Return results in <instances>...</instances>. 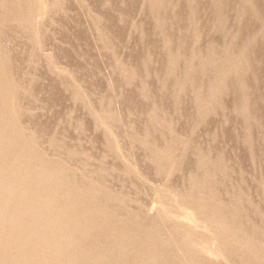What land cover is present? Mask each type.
I'll list each match as a JSON object with an SVG mask.
<instances>
[{"label":"rangeland","instance_id":"374dc122","mask_svg":"<svg viewBox=\"0 0 264 264\" xmlns=\"http://www.w3.org/2000/svg\"><path fill=\"white\" fill-rule=\"evenodd\" d=\"M63 1L0 0V264H234V260L238 264H264V235L259 236L255 232H249L245 225V222H248L246 213L249 210H257V202L253 200L246 202V196L243 193L236 196L231 203L224 198L228 188H235L234 186L237 184L245 185V180L236 181V184L233 180L234 177H239L240 175L242 177V174L240 173L238 176L231 169L229 164L231 161L228 160L227 163V157L225 158L224 154L214 153L211 149L204 151L194 144V140H202L204 138L209 142L211 141V144L221 142L219 136L207 134L203 129L211 118L218 117L220 112H226L223 104L229 97V83L233 82L240 88V92L244 97H242V105L239 108H233L232 112H229L231 116L233 115L244 122L242 134L237 137L240 140H237L239 144L241 142L244 146H253L255 134L252 128L257 124V119L250 115L249 98L244 93L246 89L244 84L245 72L251 67L246 62L245 55L248 49L258 42H260L264 51V17L256 12L252 1L241 0L244 7L238 16L233 17L232 20H234L235 25L232 27H229L228 16L221 12L219 19L212 27V32L220 38L221 44L206 56L202 52L194 54L189 58L191 60L186 59L181 54L173 55L170 52L172 42L165 37L157 14L159 7L165 0H138L140 6L139 14L135 17L127 18L124 13L115 12L116 14L114 13L113 15L114 19L117 15L121 20L127 19V26L119 30L118 36L125 39L129 47L141 55L139 65L144 71L142 77L137 76L135 66L130 61L124 64L116 61L115 66L104 70L105 61L112 55V52L104 47L102 41L97 40V36L99 37L101 33L95 29L93 31L91 29L90 33L89 30L86 31L84 25L78 26L76 23L69 21V18H66L69 13L72 16L78 15L79 18L88 17L92 14L91 12L95 9V6L101 3L102 0L68 1L66 6L68 11L66 13L62 12L63 15L66 14L64 16L66 20L59 16L58 18L55 17L56 20H54V15L61 8ZM185 1H187L186 3H191L190 0ZM222 1L211 0L213 7H216V9L220 6L222 7L224 3ZM79 4L80 6L78 7L77 5ZM103 5L109 6L110 3L105 1ZM176 8L177 6L174 7V9ZM145 10L148 11L145 12ZM246 14L252 15L260 25L256 27L253 36L247 40V44L239 46L237 45L238 29L243 26V18ZM143 16H145L147 22H152L155 26L157 33L154 30L150 36L160 45L157 51H152L149 46V39L151 38L146 32V24L142 21ZM52 18L55 24L51 20ZM63 22H65L64 26ZM39 29L42 31V35L38 33ZM192 35L194 42L198 45L200 37L196 29L192 31ZM14 40L16 46L10 44ZM76 42L78 43L76 44ZM81 43L83 45L90 43L89 47L91 49H89L87 55L79 57L73 54L72 49L74 48L72 47L82 45ZM98 44L101 45L100 49H98ZM67 45L70 47L66 48ZM212 45H209V49L212 48ZM19 49L24 50L25 54L21 55ZM58 50H60L59 53L64 51L69 58L64 59L58 56ZM122 52L126 51L123 50ZM119 53L115 51L112 56L114 57ZM198 55H200L199 58ZM162 56H166L165 60H159ZM96 59H99V61ZM199 59L201 60L199 61ZM193 60L197 63H194ZM189 61H191V64ZM19 62L23 63L27 70L34 69V72L39 75L40 80L39 78L38 80L43 82L37 81L38 86L35 87L37 92L34 91V94L39 97L40 101L36 102V107L34 108L26 109L23 106L24 102H26V97L32 99L33 97L30 90L26 89L22 84L24 80L31 79L29 80V86L32 85L35 82V77L32 75L30 78L26 71L23 73L22 78H16L14 66ZM201 62L202 64H200ZM163 65L167 73L164 76H160L157 74L158 68ZM65 66L70 70L78 69L83 79L91 78L90 74L99 69L100 76L94 83V86H97V89L94 87L96 90H103L109 87L119 77L128 88L134 89L135 94H139L143 101L146 102L145 106L139 111L138 115L132 112L128 113L125 123H122L116 111H111L114 105L113 102L108 103V111L97 113L94 105L90 104V102L87 103L89 101L87 92L92 88L89 82H87L88 84L82 82V85L79 84L81 87L77 84L74 89L62 90L59 82L70 76L63 69ZM94 66L97 67L95 68ZM101 71L102 73H100ZM205 73L207 74L206 76ZM207 77L208 79H206ZM197 78L201 79V84L199 83V85H196L198 84L197 80H193ZM151 80H154L155 84L157 83L156 85L160 86L161 90L163 89L162 91L169 89L168 95H170L172 101L171 105L169 102L170 107L166 108L154 103V99L152 100L150 97L152 90L148 86V81ZM58 87L60 89L56 90L55 88ZM51 88L56 93L54 98L50 97L52 103L46 99L44 94ZM40 94H44V97ZM21 95H23L25 101L20 100L19 97ZM68 95H70V101L67 100L65 102ZM183 99H190L191 111L196 114L195 121L193 120L186 132V134L190 135L188 139L187 135H184L185 132L179 129L180 122L185 118L186 110L190 109V104L185 103ZM53 102L60 104L59 109L57 108L60 113L68 112L70 109L75 110V112L72 111L71 113L72 122H74V116L79 115L81 112L85 113L87 111L92 115L96 114V121L94 120L93 123L95 128L91 132L98 139V142H93L95 144L93 151L74 152L73 149L66 150L70 156L81 158L78 163L80 168L59 162L57 157H50L48 152L44 150L45 145H41V140L27 130L23 124L24 115L31 114L35 116L36 114L44 113V108L50 107L49 105H52ZM81 104H84L85 111L79 106ZM247 107H249V111ZM140 117L145 118L146 123L141 125L143 129L141 130L142 133L139 134L136 129V125L139 126V123L133 122H135L134 119ZM87 118L89 119L88 116ZM82 120L77 122L76 126H73V124L70 126L77 132L84 131L89 121L83 118ZM114 123L119 124L120 127L124 124L125 131L123 136L113 130ZM198 124L199 127L197 126ZM224 124L227 125L228 122ZM192 130L193 133H189ZM190 137L191 139H189ZM51 142L53 143V141ZM127 145L144 154L141 159L142 164L152 167V181L147 182V180L143 179L141 175L143 167L141 168L133 157H129L126 154L125 148ZM99 147L105 151L100 152ZM93 152H98L101 156L96 158ZM203 153L207 155L205 156ZM111 155H113L112 158ZM189 158L192 161L194 160V169H197V171L200 169V171L184 174L182 168L190 160ZM182 159L186 160L183 162ZM108 161H112L114 164L119 162L123 166L121 168L111 164L110 168L113 174L116 172L131 180L139 179L140 183L131 184L132 189L127 193L119 192L115 189L114 192L111 183H100L97 181L98 174L89 173L87 175L84 173V170L88 169L92 163L97 164L99 162L100 167L98 170L107 174L109 171H106L104 165L108 166ZM218 168L219 170H217ZM165 171H167L169 176ZM179 176L183 179L181 180V187H185L184 190L169 187L173 179ZM51 181L53 182L51 183ZM218 183H222L220 190L224 192L220 190H218L219 193L217 192V189H219ZM260 188L264 190L262 186ZM191 200L195 201V203ZM258 202L264 204V194L259 198ZM262 219V228L264 229V216ZM262 228H260L261 232H264ZM14 231L15 233H13ZM240 254L242 255L240 256Z\"/></svg>","mask_w":264,"mask_h":264},{"label":"bare ground","instance_id":"6f19581e","mask_svg":"<svg viewBox=\"0 0 264 264\" xmlns=\"http://www.w3.org/2000/svg\"><path fill=\"white\" fill-rule=\"evenodd\" d=\"M19 1V0H18ZM47 1V0H46ZM63 1V0H62ZM65 1V2H64ZM62 2V6L60 9H58L54 15V18L58 16L61 18H63L64 20H66V18H69V21H72L74 23H76L78 26L84 25L86 28V31H93L98 30L101 34L98 37L97 36V40L99 39L100 41L103 42L104 47L108 48L111 52L112 55L115 51H117V53L114 57L112 55H110V57L105 61V69L106 68L110 69L111 66H115V62L116 61H120L123 64L124 63H128L129 61L135 66L134 68L136 69V73L138 77H142L144 74V71L140 68V59H141V55L139 53H136L134 50H132V48L129 47L128 42L125 39L119 38V30L122 28H125L127 26V22L125 19L121 20L119 19L118 15L115 16V19L113 18V15L115 12H122L125 14V16L127 18L130 17H135L139 14V3L138 0H102L101 3H99L98 5L95 6V9L92 10V14H90L89 12V16L85 17V18H79L78 15L72 16V14L69 15L67 14V17L65 18L62 12L68 11V7L67 6V2L71 1V0H64ZM75 1V0H74ZM73 1V4H74ZM89 1V0H86ZM108 1L110 3L109 6H104V2ZM191 3H186L187 1L185 0H165L164 3H162V5L159 7L157 14L158 17L160 19V23L162 25V29L164 30V35L167 39H169L172 42V46L170 49L171 54L175 55V54H181L183 57H185L188 60H191L189 58H191L194 54H197L199 52H202L204 54V56L208 55L213 49H216L218 47L219 44H221V40L218 36H216L213 32H212V27L215 25V22H217V20L219 19V15L221 14V12H224V14L226 16H228L229 18V27L234 26V20L233 17L238 16L239 13L243 10V4L241 3V0H223L222 2L223 5L222 7L220 6L218 9H216V7L214 8L212 5L211 0H190ZM252 4L254 5V8L256 10V12L264 17V0H251ZM31 2V1H30ZM72 2V1H71ZM78 4V2H76ZM137 3V5H136ZM144 3V2H143ZM86 4V2H85ZM161 4V3H160ZM30 5V4H29ZM78 7L80 6L77 5ZM88 6V5H87ZM177 6L176 9H174V7ZM90 7V6H89ZM17 8V6H16ZM41 9V8H40ZM86 10V9H85ZM148 10H145V12H147ZM152 11V10H151ZM50 12V11H49ZM83 13V12H82ZM53 14V13H52ZM116 14V13H115ZM31 16V15H30ZM53 20V18L51 19ZM56 20V18L54 19ZM53 20V21H54ZM59 21V20H58ZM132 21V20H131ZM142 21L145 22L146 24V32L148 33V36L151 38L150 35L153 34L154 30H155V26L152 22H147L145 16L142 17ZM71 22V23H72ZM94 25H92L93 23ZM243 26L241 28H237L239 30V34L238 35V40H237V45L239 46H243L246 45L247 40H249L253 34L254 31H256V27L258 25H260V23H258L256 21V19L250 15V14H246L243 18ZM50 23V22H49ZM140 23V22H139ZM47 24V23H46ZM55 24V21H54ZM58 24V23H56ZM65 22H63V26H64ZM91 24V25H90ZM137 24V23H136ZM52 25V24H51ZM132 25V24H131ZM90 26V27H89ZM144 26V25H143ZM51 27V26H50ZM58 27V26H57ZM62 27V26H61ZM60 27V28H61ZM75 27V26H74ZM83 27V26H82ZM157 27V26H156ZM49 28V27H47ZM53 28V27H52ZM56 28V27H55ZM135 28V27H134ZM46 29V28H45ZM196 29L198 32V35L200 37V43L198 45H196V43L194 42V38L192 35V31ZM262 29V28H261ZM44 30V29H43ZM62 30V29H61ZM53 31V30H52ZM64 31V30H62ZM72 31V30H71ZM90 31V33H91ZM263 31V30H262ZM68 32V31H67ZM155 32L157 33V31L155 30ZM36 33V32H35ZM38 33L42 35V31H40V29L38 30ZM19 34V33H18ZM75 34V33H74ZM8 35V34H7ZM57 35V34H56ZM129 35V34H128ZM53 36V35H51ZM96 36V34H95ZM94 36V37H95ZM93 37V38H94ZM153 37V36H152ZM164 37V36H163ZM233 37V36H232ZM92 38V39H93ZM138 38V37H137ZM197 38V37H196ZM236 38V37H235ZM256 38V36H255ZM141 39V38H140ZM259 39V38H258ZM96 40V39H95ZM53 41V40H52ZM141 41V40H140ZM197 41V40H195ZM92 42V41H91ZM164 42V41H163ZM53 43V42H52ZM58 43V42H57ZM78 42H76L77 44ZM99 43V42H98ZM168 43V42H167ZM228 43V42H227ZM10 44L12 46H16L15 45V40L11 41ZM58 44H62V43H58ZM82 44V43H81ZM92 44H96V43H92ZM212 45V48L209 49V45ZM6 45V44H5ZM56 45V43H55ZM75 45V44H74ZM99 45V44H98ZM231 45V44H230ZM90 43H86V44H82L79 46H75L72 47L74 49H72L73 54H76L77 56H83V55H87L89 49H91L90 47ZM99 45V48L100 49ZM149 46L151 47L152 51H157V49L159 48V43L155 40V39H149ZM62 47V46H60ZM68 47V45L66 46V48ZM70 47V46H69ZM68 47V48H69ZM97 48V46H95ZM216 47V48H215ZM248 48V47H247ZM135 49V48H134ZM123 50H125L126 52H122ZM227 50V49H226ZM237 50V49H236ZM53 51V50H52ZM60 50H58L59 53ZM94 51V50H93ZM92 51V52H93ZM169 51V50H168ZM233 51V50H232ZM19 52L21 55L25 54V51L22 49H19ZM55 52V51H54ZM100 52V51H99ZM98 52V53H99ZM106 52V51H105ZM149 52V51H147ZM263 49H262V45L260 44V42L254 44V46L250 47V49H248L246 55H245V60L246 62H248L251 67L250 69L245 72L246 75L244 76V84H245V91L244 93L248 96V100L250 102V115L252 117H254L255 119H257V124L252 128L254 134H255V141L253 142V146L248 147V146H244L243 144L238 143L240 135L242 134V128L244 126V122L240 119L235 118L233 115L231 116L229 114V112L233 109V108H239L242 105V93L240 92V88L234 84L233 82L229 83V97L228 99L225 100L223 107L226 108V112H220L218 117H213L211 118L205 125L203 131H205L207 134H214L216 136H219L221 142H218L216 144H211L208 140H206L205 138L202 140H194V144L197 145L198 147H200L202 150H208L211 149L214 151V153H221L225 155V158L227 157V163L228 160L231 161L230 166L231 169L239 176L240 173L242 174L239 177H234L233 180L235 181V184L237 183L236 181H241V180H245V185H241V184H237L234 187L235 188H228V190H226V196L224 195V198L227 202L231 203L234 201L235 197L238 196L239 194H245L246 199L245 201L248 202L250 200H253L254 202H257V207L255 211L249 210L246 213L248 222H245L246 225V229L249 232L252 233H256L259 236H263L264 232H261V229L263 227V216H264V204L263 203H259V198L264 194V190H262L260 188V186H262V188H264V53H263ZM103 53V52H102ZM108 53V52H106ZM226 53V52H225ZM54 54V53H53ZM66 53H59L57 54L58 56H60L61 58H69L68 56L65 55ZM111 54V53H110ZM169 54V53H168ZM90 55V54H89ZM243 55V53H242ZM8 56V55H7ZM66 56V57H65ZM76 56V58H77ZM167 56V55H166ZM166 56H162L160 59H164L166 58ZM200 55H198L199 58ZM234 56V55H233ZM158 57V56H156ZM26 58V57H25ZM93 58V57H92ZM104 58V57H103ZM196 58V57H195ZM203 58V57H202ZM2 59V58H1ZM63 59V60H64ZM91 59V58H90ZM148 59V58H147ZM244 59V58H243ZM80 60V59H79ZM99 61V59H96ZM103 60V59H102ZM176 60V59H175ZM180 60V59H179ZM201 59H199L200 61ZM235 60V59H234ZM84 61V60H83ZM152 61V60H151ZM177 61V60H176ZM198 61V60H197ZM82 62V61H81ZM90 62V61H89ZM88 62V63H89ZM97 62V61H95ZM162 62V61H161ZM191 61H189L190 63ZM194 62V60H193ZM196 62V61H195ZM194 62V63H195ZM218 62V61H217ZM30 63V62H29ZM83 63V62H82ZM103 63V62H102ZM179 63V62H178ZM197 63V62H196ZM205 63V60H204ZM246 63V64H248ZM94 64V62H93ZM96 64V63H95ZM188 64V63H187ZM191 64V63H190ZM202 64V62L200 63ZM236 64V63H235ZM82 65V64H81ZM100 65V63H99ZM143 65V64H142ZM167 65V64H166ZM197 65V64H196ZM233 65V64H232ZM240 65V64H239ZM90 66V65H89ZM245 66V65H244ZM82 67V66H81ZM95 67V66H94ZM97 67V66H96ZM95 67V68H96ZM100 68V66H98ZM145 67V66H144ZM143 67V68H144ZM189 67V66H187ZM193 67V66H191ZM196 67V66H195ZM234 67V65H233ZM232 67V69H233ZM237 67V66H236ZM240 67V66H239ZM63 68V67H62ZM72 68V67H71ZM85 68V65H84ZM88 68V67H87ZM153 68V67H152ZM168 68V67H167ZM194 68V67H193ZM225 68V67H224ZM38 69V68H37ZM67 71V73H69V77L61 80L60 86L62 87V90H66V89H74L75 85H82V82L85 84V82H89V84H91L92 88L90 89L89 92H87V94L89 95L88 98V102H90V104L94 105V109L97 111V113H101V112H105L108 111V103L109 102H113L114 105L111 108V111H116L118 117L122 120V123H125L127 121V116L128 113L132 112L133 114L138 115L139 111L145 106V101H143V99L139 96L138 93H134V89L133 88H128L125 83L123 82V80L121 78H116V80H114V83L112 84L110 81V83L112 85H109V87H106L103 90H96L97 86H94L95 80L98 78L99 75V69H96L97 71H93V74L91 75V78L87 77V79H83L80 71L78 69H68L63 68ZM89 69V68H88ZM103 69V68H102ZM114 69V68H113ZM173 69V68H171ZM226 69V68H225ZM224 69V70H225ZM36 70V69H35ZM41 70V69H40ZM94 70V69H93ZM145 70V69H144ZM158 73L160 76H164L165 73V69H164V65L160 68H158ZM180 70V68H179ZM188 70V69H187ZM197 70V69H196ZM204 70V69H203ZM229 70V69H228ZM226 70V71H228ZM247 70V69H245ZM27 71V72H26ZM84 71V70H82ZM91 71V70H90ZM216 71V70H215ZM14 72H15V77L20 79L23 76V73H27V75L31 78V76L33 75L35 77V82L29 86V80L31 79H27L24 80V83L22 85H24V87L26 89H29L31 92V95L33 97H26V102H24V107L27 109L29 108H34L36 107V102L40 101L39 97L34 94V91L37 92L36 88L38 86V82L40 80L39 75L37 73L34 72V69L32 70H27L26 67H24L23 63L19 62L17 63V65L14 66ZM126 72V71H124ZM169 72V71H168ZM186 72V71H185ZM200 72V70H199ZM208 72V71H207ZM83 73V72H82ZM102 73V71L100 72ZM130 73V72H129ZM147 73V72H146ZM188 73V72H187ZM212 73V72H211ZM44 74V73H43ZM47 74V73H46ZM125 74V73H124ZM190 74H194V73H190ZM209 74V72H208ZM233 74V73H232ZM89 75V76H90ZM122 75V74H121ZM120 75V77H121ZM177 75V74H176ZM180 75V74H179ZM187 75V74H186ZM207 74L205 73V76ZM243 75V74H242ZM11 76V75H10ZM14 76V75H13ZM129 76V75H128ZM188 76V75H187ZM200 76V75H198ZM230 76V75H229ZM241 76V75H240ZM27 77V76H26ZM104 77V76H103ZM102 77V79H103ZM123 77V76H122ZM179 77V76H178ZM215 77V76H214ZM221 77V76H220ZM39 78V80H38ZM110 78V77H109ZM108 78V79H109ZM160 78V77H159ZM167 78V77H166ZM189 78V77H188ZM212 78V76H211ZM219 78V77H218ZM148 79V78H147ZM208 79V77L206 78ZM225 79V78H224ZM45 80V79H44ZM181 80V79H180ZM187 80V79H186ZM193 80H197L196 85H199V83L201 84V79L197 78V79H193ZM216 80V79H215ZM46 81V80H45ZM59 81V80H56ZM105 81V80H104ZM177 81V80H176ZM212 81V80H211ZM222 81V80H221ZM234 81V80H233ZM238 81V80H237ZM40 82V81H39ZM161 82V81H160ZM193 82V81H192ZM205 82V80H204ZM203 82V83H204ZM43 83V82H40ZM54 83V82H53ZM58 83V84H59ZM159 83V82H158ZM167 83V82H166ZM175 83V82H174ZM194 83V82H193ZM47 84V83H46ZM57 84V85H58ZM88 84V83H87ZM106 84V83H105ZM157 84V83H156ZM154 80L148 81V86L150 87V89L152 90L151 92V98L152 100L154 99V103H157L159 106L162 107H170L172 101H171V97L170 95H168L169 89H167L166 91H162L160 89V86L156 85ZM178 84V83H177ZM207 84V83H206ZM205 84V85H206ZM41 85V84H40ZM174 85V84H173ZM7 86V85H6ZM42 86V85H41ZM80 86V85H79ZM201 86V85H200ZM202 86H204V84H202ZM9 87V86H8ZM81 87V86H80ZM96 89H95V88ZM152 87H154V89H152ZM205 87V86H204ZM208 87V86H207ZM40 88V86H39ZM162 88V86H161ZM180 88V87H179ZM194 88V86H193ZM203 88V87H202ZM206 88V87H205ZM38 89V88H37ZM44 89V88H43ZM60 89V87L55 88ZM83 89V88H82ZM99 89V88H98ZM137 89V88H136ZM144 89V88H143ZM149 89V90H150ZM40 90V89H39ZM87 90V89H85ZM146 90V89H145ZM195 90V88H194ZM16 91V90H15ZM20 91V90H19ZM45 91V89H44ZM47 91V90H46ZM60 91V90H59ZM160 91H162V93H160ZM199 91V89H198ZM208 91V90H207ZM227 91V90H226ZM24 92V91H23ZM41 92V91H40ZM39 92V93H40ZM57 92V91H56ZM70 92V91H69ZM76 92V91H74ZM86 92V91H85ZM138 92V91H137ZM144 92V91H143ZM187 92V91H186ZM195 92V91H193ZM64 93V92H63ZM132 93V94H131ZM177 93V92H176ZM22 94V93H21ZM42 94V93H41ZM40 94V95H41ZM46 96V99L51 102L50 97L54 98V94L55 90L51 88V90H49L47 93H44ZM44 94L41 95L44 97ZM65 94V93H64ZM63 94V95H64ZM74 94V93H73ZM173 94V93H172ZM171 94V95H172ZM191 94V93H190ZM194 94V93H193ZM244 94V95H245ZM39 95V96H40ZM148 95V94H147ZM73 96V95H72ZM176 96V95H175ZM197 97V96H196ZM10 98V97H9ZM21 101H25V98L23 97V95H21L20 97ZM244 98V97H243ZM36 99V100H35ZM50 99V100H49ZM79 99V98H78ZM16 100V99H15ZM67 102L70 101V95H68L65 99ZM183 101L187 104H190V109L186 110L185 113V118L184 120H182L180 122V126L179 129L184 131V135H187V139L188 136H190L187 132L188 127L190 126V124L193 122V120L195 119V115L193 114V112L191 111L192 105H191V101L190 99H183ZM193 101V100H192ZM245 102V100H243ZM85 102V101H84ZM153 102V101H152ZM151 102V103H152ZM170 102V105H169ZM199 102V101H198ZM52 103V102H51ZM86 103V105H87ZM247 103V102H246ZM44 105V104H43ZM59 103L57 102H53L52 105H49L50 107H45L44 113L41 114H36L35 116L29 114V115H24L23 116V124L26 127L27 130L31 131L37 138H39L41 141V145L44 146V150L48 152V155L50 157H57L59 162H62L64 164H69L71 166L74 167H79L78 163L81 161V158L78 156H70V154L66 151L68 149H73L74 152H82L85 150H92L94 149V146L96 142H98V139L95 138V136L92 135V130L94 125V120L96 119V114H90L87 111H85L84 109V104L79 105L81 107V109L83 111H85V113L81 112L79 115L74 116V122L71 121V113L72 111L75 112V110H69L68 112H59L58 111V107H59ZM116 105V107H115ZM117 105H119V107H117ZM155 105V104H154ZM249 105V104H248ZM246 105V106H248ZM10 106V105H9ZM88 106V105H87ZM86 106V107H87ZM43 107V106H42ZM74 107V106H73ZM150 107V106H149ZM58 108V109H57ZM242 108V107H241ZM249 107H247L248 109ZM87 109V108H86ZM23 110V109H22ZM65 110V109H64ZM151 110V109H150ZM219 110V108H218ZM217 110V111H218ZM241 110V109H240ZM3 111V110H2ZM25 111V110H23ZM223 111V110H222ZM249 111V109H248ZM149 112V111H148ZM195 112V111H194ZM232 112V111H231ZM247 112V111H246ZM39 113V112H38ZM202 113V112H201ZM240 113V112H239ZM145 114V113H144ZM150 114V113H149ZM243 114V112H242ZM249 114V113H246ZM148 115V114H147ZM198 115V114H197ZM216 115V114H215ZM240 115V114H239ZM73 116V115H72ZM87 116L89 117V119L87 118ZM202 116V115H201ZM17 117V116H16ZM153 117V116H152ZM242 117V115H241ZM247 117V116H246ZM82 118L84 120H88L89 122H87L88 124L86 125V129L84 131H75V129L73 127H71L70 125L73 124V126L77 125V122L83 121ZM118 118V120H119ZM202 118V117H201ZM242 119V118H241ZM252 119V118H251ZM135 122L133 123H139V126L136 125V129L138 130V133H142V129L143 127L141 125L145 124V118H136L134 119ZM153 120V119H152ZM96 121V120H95ZM195 121V120H194ZM250 121V120H249ZM103 122V120H102ZM201 122V121H199ZM227 125H225L224 123H227ZM251 122V121H250ZM246 123V121H245ZM121 124V123H120ZM247 124V123H246ZM98 125V124H96ZM95 125V126H96ZM114 126L112 127L113 130H115L116 133H118L119 135H124V124L123 126H119V124L114 123ZM196 125V124H195ZM99 126V125H98ZM132 126V125H131ZM199 127V124L197 125ZM204 126V124H203ZM197 127V128H198ZM202 127V126H201ZM252 127V126H251ZM103 128V127H102ZM134 128V127H133ZM249 128V127H248ZM8 129V128H7ZM59 129V130H58ZM99 129V128H98ZM57 130V132H56ZM244 131V129H243ZM248 131V130H247ZM88 133V134H86ZM133 133V130H132ZM189 133H193L189 132ZM244 133V132H243ZM248 133V132H246ZM105 134V132H104ZM195 134V132H194ZM181 135V134H180ZM248 135V134H247ZM133 136V135H132ZM156 136V135H155ZM213 136V135H212ZM215 136V137H216ZM246 136V135H245ZM4 137V136H3ZM131 137V136H130ZM197 137V136H196ZM213 137V138H215ZM243 137V136H242ZM251 137V136H250ZM36 138V139H37ZM140 138V137H139ZM210 138V137H209ZM246 138V137H245ZM105 139V138H104ZM118 139V138H117ZM129 139V138H128ZM191 139V137L189 138ZM194 139V138H193ZM244 139V138H243ZM242 139V140H243ZM107 140V139H106ZM126 140V139H125ZM144 140V139H143ZM181 140V137H180ZM240 140V139H239ZM254 140V139H253ZM252 140V141H253ZM53 141V143L51 142ZM190 141V140H189ZM30 142V141H29ZM94 142V143H93ZM139 142V140H138ZM149 142V141H148ZM182 142V141H181ZM185 142V141H184ZM192 142V141H191ZM245 142V141H244ZM130 143V142H129ZM141 143V142H140ZM177 143V142H176ZM188 143V142H187ZM190 143V142H189ZM183 144V143H182ZM185 144V143H184ZM193 144V143H192ZM142 145V144H141ZM247 145V144H246ZM40 146V145H38ZM133 146V145H132ZM175 146V145H174ZM193 146V145H192ZM9 147V146H8ZM27 147V145H26ZM197 147V149H199ZM100 148V147H99ZM105 148V147H104ZM110 148V147H109ZM178 148V147H177ZM192 148V147H191ZM126 154L129 157H133L134 160L136 161V163L142 168L143 170H141V175L143 177V179L148 181H152V174H153V169H151L152 167L149 165H145L142 164V156L144 155L143 153H139L137 152L134 148H132L131 146L127 145L126 146ZM143 149V148H142ZM187 149V148H186ZM35 150V149H34ZM96 151V150H95ZM105 150L103 148H100V152H104ZM111 151V150H110ZM195 151V150H194ZM163 152V151H162ZM161 152V153H162ZM207 152V151H206ZM35 153V152H34ZM39 153V151H38ZM150 153V152H149ZM152 153V152H151ZM160 153V152H159ZM200 153V152H199ZM205 153V152H204ZM203 153V154H204ZM29 154V153H28ZM100 154V153H99ZM98 152L94 153L93 155L96 158H99L101 156V154L99 155ZM103 154V153H102ZM113 154V153H112ZM122 154V152H121ZM147 154V153H146ZM157 154V153H156ZM183 154V153H182ZM187 154V152H186ZM115 155V154H114ZM159 155V154H157ZM163 155V154H162ZM191 155V154H190ZM199 155V154H198ZM205 155V154H204ZM207 155V154H206ZM205 155V156H206ZM28 156V155H27ZM109 156V155H108ZM113 155H111L112 158ZM116 156V155H115ZM181 156V155H180ZM184 156V155H183ZM201 156V155H200ZM213 156V155H212ZM121 157V156H120ZM126 157V156H125ZM189 157V156H187ZM191 157V156H190ZM203 157V156H202ZM215 157V156H214ZM31 158V157H30ZM34 158V157H33ZM144 158V157H143ZM162 158V157H161ZM207 158V157H206ZM205 158V160H206ZM220 158V157H219ZM223 158V157H222ZM50 159V158H49ZM154 159V158H153ZM180 159V158H179ZM190 159V158H189ZM212 159V158H210ZM98 160V159H97ZM119 160V159H118ZM162 160V159H160ZM173 160V159H172ZM178 160V159H177ZM183 160V159H182ZM186 160V159H185ZM183 160V162L185 161ZM28 161V160H27ZM120 161V160H119ZM194 161V160H193ZM193 161L190 159L189 161H187L184 166H183V172L184 174H187L188 172H194L197 171V169L195 170V166L193 165ZM214 161V160H213ZM229 161V162H230ZM106 162V161H105ZM145 162V161H144ZM170 162V161H169ZM175 162V161H174ZM34 163V162H33ZM37 163V161H36ZM35 163V164H36ZM99 163V162H98ZM94 164L92 163L90 165V167L86 170H84V173L89 175V173L93 174H98L97 176V181L100 183H106L109 182L112 184V188L113 191L114 189L116 191L119 192H123V193H127L129 192L131 188V184H139L140 180L139 179H128L126 177H124L122 174L120 173H116L113 174L111 171V164L112 166H117V167H121L123 168L121 163H116L114 164L112 161H108L107 163L109 164L104 165L106 171L108 170L109 172L106 173H102L98 170V168L100 167V164ZM102 163V162H101ZM104 163V162H103ZM209 163V162H208ZM224 163V162H223ZM226 163V165H227ZM27 164V163H26ZM39 164V161H38ZM47 164V163H46ZM62 164V165H64ZM90 164V163H89ZM106 164V163H105ZM157 164V162H156ZM213 164V163H212ZM60 165V164H59ZM68 165V166H69ZM203 165V163H202ZM205 165V164H204ZM223 165V166H226ZM6 166V165H5ZM24 166V165H23ZM28 166V165H27ZM210 166V165H208ZM57 167V166H56ZM167 167V166H166ZM176 167V166H175ZM198 167V165H197ZM205 167H207L205 165ZM217 167V166H216ZM228 167V166H227ZM103 168V167H102ZM173 168V167H171ZM204 168V167H202ZM213 168V167H212ZM30 169V168H29ZM56 169V168H55ZM67 169V168H66ZM83 169V168H82ZM81 169V171H83ZM85 169V168H84ZM156 169V168H155ZM159 169V168H158ZM163 170V168H161ZM165 169V168H164ZM178 169V168H177ZM211 169V168H210ZM214 169V168H213ZM18 170V169H17ZM63 170V169H62ZM115 170V169H112ZM209 170V169H208ZM219 170V168L217 169ZM215 170V171H217ZM229 170V169H227ZM53 171V170H52ZM170 171V170H169ZM200 171V169L198 170ZM197 171V172H198ZM207 171V170H205ZM204 171V172H205ZM29 172V171H28ZM80 172V171H79ZM105 172V171H103ZM155 172V171H154ZM167 173V171H165ZM225 173V171H224ZM61 174V173H60ZM63 174V173H62ZM90 174V175H91ZM93 174V175H95ZM162 174V173H161ZM172 174V173H171ZM216 174V173H215ZM10 175V174H9ZM155 175V174H154ZM167 175L169 176V174L167 173ZM166 175V176H167ZM177 175V174H175ZM209 175V173H208ZM207 175V176H208ZM221 175V174H220ZM223 175V174H222ZM174 176V175H173ZM182 176V175H181ZM181 176L173 179V181L171 182V184L169 185V187L171 188H181L182 190L185 189V187H181ZM191 176V175H190ZM189 176V177H190ZM196 176V175H195ZM201 176V175H200ZM211 176V175H209ZM212 176H214L212 174ZM18 177V176H17ZM58 177V176H57ZM218 177V176H217ZM27 178V177H26ZM55 178V177H54ZM75 178V177H74ZM80 178V177H79ZM157 178V177H156ZM202 178V177H201ZM207 178V177H206ZM211 178V177H208ZM214 178V177H213ZM69 179V177H68ZM66 179V180H68ZM90 179V178H89ZM88 179V180H89ZM168 179V178H167ZM212 179V178H211ZM8 180V179H7ZM70 180V179H69ZM77 180V179H76ZM200 180V179H199ZM207 180V179H206ZM213 180V179H212ZM13 181V180H12ZM57 181V180H55ZM161 181V180H160ZM164 181V180H163ZM162 181V182H163ZM204 181V180H203ZM218 181V180H216ZM53 181H51L52 183ZM64 182V181H62ZM81 182V181H80ZM93 182V181H92ZM145 182V181H144ZM211 182V181H210ZM209 182V183H210ZM223 182V181H222ZM44 183V182H43ZM47 183V182H46ZM86 183V182H85ZM183 183V182H182ZM188 183V182H187ZM197 183V182H196ZM207 183V182H206ZM55 184V182H54ZM91 184V183H90ZM203 184H205L203 182ZM212 184V182H211ZM214 184V183H213ZM20 185V184H19ZM34 185V184H33ZM59 185V184H58ZM167 185V184H166ZM221 185L222 183H218V190L221 189ZM10 186V185H9ZM89 186V185H88ZM91 186V185H90ZM97 186V185H96ZM99 186V185H98ZM188 186V185H187ZM198 186V185H197ZM196 186V187H197ZM213 186V185H211ZM77 187V186H76ZM106 187V185H105ZM151 187V186H150ZM201 187V186H200ZM209 187V186H208ZM64 188V187H63ZM71 188V187H69ZM68 188V189H69ZM93 188V186H92ZM97 188V187H96ZM102 188V187H101ZM195 188V187H194ZM216 188V187H214ZM67 189V190H68ZM81 189V188H80ZM70 190V189H69ZM135 190V189H134ZM139 190V189H138ZM175 190V189H174ZM173 190V191H174ZM178 190V189H176ZM199 190V189H198ZM202 190V189H201ZM214 190V189H212ZM72 191V190H70ZM77 191V190H75ZM89 191V190H88ZM222 191V190H220ZM5 192V191H4ZM19 192V191H18ZM60 192V191H59ZM95 192V190H94ZM115 192V191H114ZM224 192V191H222ZM80 193V192H79ZM87 193V192H86ZM117 193V192H116ZM135 193V192H134ZM176 193V192H175ZM188 193V192H186ZM219 193V192H218ZM7 194V193H6ZM67 194V193H66ZM119 194V193H118ZM117 194V195H118ZM132 194V193H131ZM16 195V194H15ZM83 195V194H82ZM89 195V194H88ZM99 195V194H98ZM115 195V194H114ZM144 195V194H143ZM116 196V195H115ZM139 196V195H138ZM197 196V195H196ZM33 197V196H32ZM68 197V196H67ZM79 197V196H78ZM83 197V196H82ZM86 197V196H85ZM91 197V196H90ZM75 198V197H74ZM92 198V197H91ZM95 198V197H94ZM106 198V196H105ZM108 198V197H107ZM115 198V197H114ZM196 198V197H195ZM194 198V199H195ZM245 198V197H244ZM97 199V198H96ZM167 199V198H166ZM186 199V198H185ZM57 200V199H56ZM76 200V199H75ZM108 200V199H107ZM133 200V199H131ZM184 200V199H183ZM82 201V200H81ZM79 201V202H81ZM92 201V200H91ZM111 201V199H110ZM138 201V200H137ZM141 201V200H140ZM169 201V200H167ZM186 201V200H185ZM188 201V200H187ZM192 201V200H191ZM14 202V201H13ZM17 202V201H16ZM21 202V201H20ZM60 202V200H59ZM75 202V201H74ZM182 202V201H181ZM193 202V201H192ZM25 203V202H24ZM61 203V202H60ZM84 203V202H83ZM183 203V202H182ZM195 203V201L193 202ZM59 204V203H58ZM8 205V204H7ZM14 205V204H13ZM62 205V204H61ZM67 205V204H65ZM179 205V204H177ZM97 206V205H96ZM100 206V205H99ZM137 206V205H136ZM135 206V207H136ZM3 207V206H2ZM7 207V206H6ZM68 207V206H67ZM66 207V208H67ZM103 207V206H102ZM169 207V206H168ZM171 207V206H170ZM59 208V207H58ZM85 208V207H84ZM98 208V207H97ZM174 208V207H173ZM29 209V208H28ZM131 209V208H130ZM133 209V208H132ZM14 210V208H13ZM15 211V210H14ZM13 211V212H14ZM23 211V210H22ZM34 211V210H33ZM55 211V210H54ZM77 211V210H76ZM100 211V210H99ZM109 211V210H108ZM18 212V211H17ZM103 212V211H102ZM140 212V211H139ZM112 213V212H111ZM106 216V215H105ZM114 216V215H113ZM23 217V216H22ZM99 217V216H98ZM222 217V216H221ZM113 218V217H112ZM100 219V218H99ZM111 219V217H110ZM138 219V218H137ZM16 220V219H15ZM106 220V219H105ZM121 220V219H120ZM61 221V220H60ZM107 221V220H106ZM163 222V221H162ZM96 223V222H94ZM136 223V222H135ZM29 224V223H28ZM99 224V223H98ZM167 224V223H166ZM238 224V223H237ZM58 225V224H57ZM169 225V224H168ZM239 225V224H238ZM66 226V224H65ZM69 226V225H68ZM122 226V225H121ZM56 227V226H55ZM67 227V226H66ZM3 228V227H2ZM17 228V227H16ZM128 228V227H127ZM151 229V228H150ZM168 229V228H167ZM133 230V229H132ZM182 230V229H181ZM22 231V230H21ZM24 231V230H23ZM51 231V230H50ZM58 231V230H57ZM77 231V230H76ZM134 231V230H133ZM262 231H264V229L262 228ZM86 232V231H85ZM102 232V231H101ZM9 233V232H8ZM15 233V231L13 232ZM26 233V232H25ZM77 233V232H76ZM97 233V232H96ZM23 234V233H22ZM167 234V232H166ZM172 234V233H170ZM180 234V233H179ZM13 235V234H12ZM67 235V234H66ZM70 235V234H69ZM132 235V234H131ZM172 236V235H171ZM183 236V235H182ZM233 236V235H232ZM27 237V236H26ZM33 237V236H32ZM81 237V236H80ZM113 237V236H112ZM64 238V237H63ZM77 238V237H76ZM91 238V236H90ZM93 238V237H92ZM163 238V237H162ZM213 238V237H212ZM6 239V238H5ZM98 239V238H97ZM103 239V238H102ZM109 239V238H108ZM182 239V238H181ZM39 240V239H38ZM86 240V239H85ZM96 240V239H94ZM79 241V240H77ZM102 241V240H101ZM26 242V241H25ZM53 242V241H52ZM75 242V241H74ZM73 242V243H74ZM85 242V241H84ZM107 242V241H106ZM125 242V241H124ZM250 242V241H249ZM2 243V242H1ZM20 244V243H19ZM46 244V243H45ZM89 244V243H88ZM99 244V242H98ZM122 244V243H121ZM262 245V244H261ZM73 246V245H72ZM186 246V245H184ZM18 247V246H17ZM110 247V246H109ZM19 248V247H18ZM54 248V247H53ZM20 250V249H19ZM62 250V249H61ZM98 250V249H96ZM213 250V249H212ZM99 251V250H98ZM107 251V250H106ZM52 252V251H51ZM101 252V251H100ZM59 253V252H58ZM120 253V252H119ZM72 255V254H71ZM107 255V254H106ZM123 255V254H122ZM242 254H240L241 256ZM61 256V255H60ZM64 256V255H63ZM194 256V255H193ZM20 257V256H19ZM74 257V256H73ZM104 258V256H102ZM69 258V257H68ZM67 258V259H68ZM64 259V258H63ZM77 259V258H76ZM234 260V259H233ZM242 260V259H240ZM62 261V259H61ZM69 262V261H68ZM106 262V261H105ZM201 262V261H200ZM234 264H238L237 261H233ZM104 264V263H103Z\"/></svg>","mask_w":264,"mask_h":264}]
</instances>
